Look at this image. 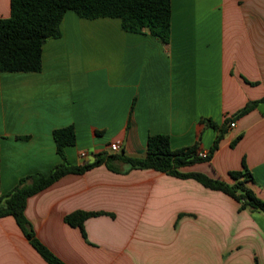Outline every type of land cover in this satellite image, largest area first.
Here are the masks:
<instances>
[{
	"label": "crops",
	"instance_id": "obj_1",
	"mask_svg": "<svg viewBox=\"0 0 264 264\" xmlns=\"http://www.w3.org/2000/svg\"><path fill=\"white\" fill-rule=\"evenodd\" d=\"M10 15L11 0H0V18ZM61 28L43 47L41 72L0 71L2 196L62 162L57 129L75 128L66 158L83 166L116 141L144 157L159 134L173 150L210 153L220 130L209 120L227 131L219 149L180 171L232 184L230 173L246 166L264 200V102L226 123L264 98V0H172L168 43L74 11ZM239 209L195 179L102 165L30 197L25 213L66 264H264V214ZM78 211L101 215L83 232L66 222ZM0 264H47L13 217L0 218Z\"/></svg>",
	"mask_w": 264,
	"mask_h": 264
},
{
	"label": "trees",
	"instance_id": "obj_2",
	"mask_svg": "<svg viewBox=\"0 0 264 264\" xmlns=\"http://www.w3.org/2000/svg\"><path fill=\"white\" fill-rule=\"evenodd\" d=\"M74 11L83 19H120L122 29L130 33L148 32L152 37L168 43L172 26V0H11V15L0 18V71L4 73H37L43 68V47L52 39L62 36L65 15ZM260 101L248 104L226 123L233 122L255 109ZM206 125L220 130L207 158L199 157V144L180 150H173L168 135H152L148 139L144 157H131L124 150L118 153H101L95 160L83 166H75L67 161L65 150L76 144L73 126L57 129L53 136L57 153L62 162L49 175L35 174L20 180L17 187L5 196L1 195L0 175V218L13 217L22 233L47 264H66L50 251L36 236L26 217L28 199L49 188L63 177L84 174L99 166H106L118 174L130 170L152 169L181 179H195L206 188L220 191L240 204V211L264 214V200L256 196L252 185V173L246 166L230 173L233 183L212 179L202 173H183L182 167L199 162H208L219 149L220 142L227 133L209 120ZM233 144L232 146H234ZM1 172V151H0ZM101 213L78 211L66 218V222L84 232V222ZM256 264H259L256 261Z\"/></svg>",
	"mask_w": 264,
	"mask_h": 264
},
{
	"label": "built area",
	"instance_id": "obj_3",
	"mask_svg": "<svg viewBox=\"0 0 264 264\" xmlns=\"http://www.w3.org/2000/svg\"><path fill=\"white\" fill-rule=\"evenodd\" d=\"M231 126L234 127L235 124H231ZM110 149L113 153H118L122 150V143L120 141H116L110 145ZM207 156H208V153H206V152H200L199 153L200 158L205 159V158H207ZM82 157L83 158L87 157V154H85V153L82 154Z\"/></svg>",
	"mask_w": 264,
	"mask_h": 264
}]
</instances>
